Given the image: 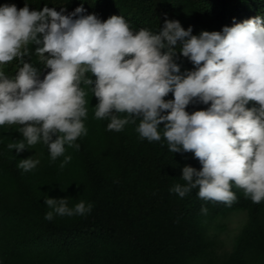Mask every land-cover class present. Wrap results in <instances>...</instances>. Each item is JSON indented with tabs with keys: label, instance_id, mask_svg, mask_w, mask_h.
I'll use <instances>...</instances> for the list:
<instances>
[{
	"label": "clouds",
	"instance_id": "9594fccd",
	"mask_svg": "<svg viewBox=\"0 0 264 264\" xmlns=\"http://www.w3.org/2000/svg\"><path fill=\"white\" fill-rule=\"evenodd\" d=\"M85 12L82 5L67 14L63 7L0 6V126L17 125L23 137L8 149L19 153L42 142L51 162L64 157L63 170L72 159L65 146L79 150L77 139L87 135L90 91L98 101L94 118L110 120L108 131L139 121L140 139L160 141L163 124L169 151L199 161V170L182 168L185 183L170 192L183 198L198 189L200 199L231 206L234 184L253 203L264 201V17L193 35L191 27L167 17L154 33L135 30L123 16L102 21ZM29 45L50 70L43 78ZM179 56L194 69L182 73ZM13 61L15 74L6 75ZM170 93L174 98L165 99ZM196 103L210 106L186 111ZM39 163L29 157L18 167L28 172ZM45 204L48 221L54 214L85 216L93 208L84 201L69 208L67 198L46 197Z\"/></svg>",
	"mask_w": 264,
	"mask_h": 264
},
{
	"label": "trees",
	"instance_id": "16d2710c",
	"mask_svg": "<svg viewBox=\"0 0 264 264\" xmlns=\"http://www.w3.org/2000/svg\"><path fill=\"white\" fill-rule=\"evenodd\" d=\"M25 3L30 10L47 6L70 12L82 5L85 14H95L102 21L123 16L135 30L147 28L154 33L163 27L165 17L178 20L185 30L191 27L193 35L264 17V0H0V6L15 4L18 9ZM29 48L31 63L41 69L43 78L50 70L43 68L35 46ZM176 62L182 73L194 69L183 56ZM14 67L16 61L3 70L11 76ZM173 98L170 93L165 99ZM85 99L87 135L77 139L79 150L65 146V155L72 157L65 167L72 164L77 172L74 197L78 203L93 205L85 216L54 214L53 220H45L51 209L35 185L46 177L51 162L48 147L39 143L46 153L33 147L19 153L10 150L9 143L23 139L19 126H0V264H196L193 259L209 246L202 218L239 209L247 212L249 220L237 235L234 263L243 264L247 249L264 250V201L253 203L234 184L237 199L231 206L200 199L198 189L183 198L170 192L175 184L185 183L181 177L185 165L201 168L193 154L170 152L163 124L160 141L140 139L135 131L139 121L120 132L108 131L110 120L94 118L96 98L89 91ZM209 106L190 104L186 111ZM29 157L40 163L25 172L18 164ZM63 159L56 161L60 164ZM202 207L208 209L206 215Z\"/></svg>",
	"mask_w": 264,
	"mask_h": 264
},
{
	"label": "rangeland",
	"instance_id": "374dc122",
	"mask_svg": "<svg viewBox=\"0 0 264 264\" xmlns=\"http://www.w3.org/2000/svg\"><path fill=\"white\" fill-rule=\"evenodd\" d=\"M66 9V13H71ZM61 10V9H60ZM16 67L13 69L15 74ZM33 148L46 151L42 144L37 143ZM49 157V151H47ZM51 161V160H50ZM57 161L47 163L46 177L38 180L35 185L43 198H67L68 207L74 208L78 203L73 191V182L77 172L74 166L67 165L63 170L59 168ZM76 200V201H75ZM58 217H67L59 216ZM249 217L245 210H232L223 214L212 215L202 218L201 223L204 229L209 246L199 256L193 259L196 264H235L233 259L234 246L237 235L241 228L248 222ZM261 222L264 223V217ZM243 264H264V250L257 248L247 249L244 254Z\"/></svg>",
	"mask_w": 264,
	"mask_h": 264
}]
</instances>
